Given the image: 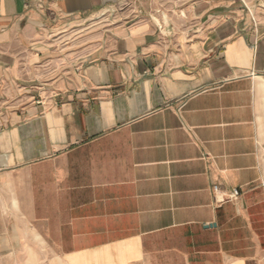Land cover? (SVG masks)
I'll return each mask as SVG.
<instances>
[{"label":"crops","instance_id":"crops-1","mask_svg":"<svg viewBox=\"0 0 264 264\" xmlns=\"http://www.w3.org/2000/svg\"><path fill=\"white\" fill-rule=\"evenodd\" d=\"M263 139L264 0H0V264H264Z\"/></svg>","mask_w":264,"mask_h":264},{"label":"built area","instance_id":"built-area-1","mask_svg":"<svg viewBox=\"0 0 264 264\" xmlns=\"http://www.w3.org/2000/svg\"><path fill=\"white\" fill-rule=\"evenodd\" d=\"M214 188H215V190H216L217 192H219L220 188H219L218 185H216ZM239 193H240V191L236 189V190H234L232 193H230L229 197H230V198H236V197L239 195Z\"/></svg>","mask_w":264,"mask_h":264},{"label":"rangeland","instance_id":"rangeland-1","mask_svg":"<svg viewBox=\"0 0 264 264\" xmlns=\"http://www.w3.org/2000/svg\"><path fill=\"white\" fill-rule=\"evenodd\" d=\"M262 147H263V156H264V139H263V142H262Z\"/></svg>","mask_w":264,"mask_h":264}]
</instances>
